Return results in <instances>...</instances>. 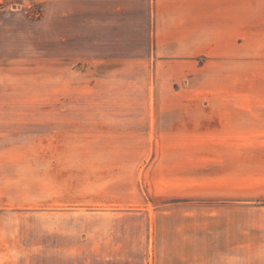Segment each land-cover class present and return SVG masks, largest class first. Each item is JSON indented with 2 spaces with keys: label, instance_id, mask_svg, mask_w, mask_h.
<instances>
[{
  "label": "rangeland",
  "instance_id": "374dc122",
  "mask_svg": "<svg viewBox=\"0 0 264 264\" xmlns=\"http://www.w3.org/2000/svg\"><path fill=\"white\" fill-rule=\"evenodd\" d=\"M252 226L264 0H0V264H264Z\"/></svg>",
  "mask_w": 264,
  "mask_h": 264
},
{
  "label": "crops",
  "instance_id": "0c3cea01",
  "mask_svg": "<svg viewBox=\"0 0 264 264\" xmlns=\"http://www.w3.org/2000/svg\"><path fill=\"white\" fill-rule=\"evenodd\" d=\"M261 229L260 228H253V226H252V231H264V227H261ZM253 237H254L253 238L254 244L256 242L255 246H257L258 248H261V250H264V237L260 236V237H262L261 240H259V238H258L259 234H257L256 238H255V235ZM254 244H253V246H254Z\"/></svg>",
  "mask_w": 264,
  "mask_h": 264
}]
</instances>
